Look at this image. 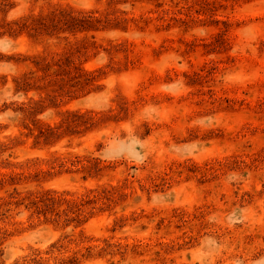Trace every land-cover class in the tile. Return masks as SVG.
<instances>
[{
	"label": "rangeland",
	"instance_id": "374dc122",
	"mask_svg": "<svg viewBox=\"0 0 264 264\" xmlns=\"http://www.w3.org/2000/svg\"><path fill=\"white\" fill-rule=\"evenodd\" d=\"M0 264H264V0H0Z\"/></svg>",
	"mask_w": 264,
	"mask_h": 264
}]
</instances>
